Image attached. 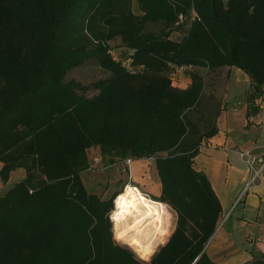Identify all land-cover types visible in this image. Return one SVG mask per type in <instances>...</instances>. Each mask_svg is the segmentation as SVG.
Wrapping results in <instances>:
<instances>
[{
	"label": "trees",
	"instance_id": "obj_1",
	"mask_svg": "<svg viewBox=\"0 0 264 264\" xmlns=\"http://www.w3.org/2000/svg\"><path fill=\"white\" fill-rule=\"evenodd\" d=\"M89 60L109 77L63 81ZM181 68L240 70L253 105L264 94V0H0V180L24 171L0 195V264H216L205 249L221 206L194 158L217 128L201 113V73L173 87ZM93 148L110 164L154 159L160 194H142L176 221L149 262L114 241L117 194L85 188Z\"/></svg>",
	"mask_w": 264,
	"mask_h": 264
},
{
	"label": "crops",
	"instance_id": "obj_2",
	"mask_svg": "<svg viewBox=\"0 0 264 264\" xmlns=\"http://www.w3.org/2000/svg\"><path fill=\"white\" fill-rule=\"evenodd\" d=\"M132 5L134 13L138 14L136 3ZM189 69H177L173 87L186 89L190 85L186 72ZM182 70L186 74H182ZM211 73L222 74L223 78L210 79L211 84L204 81L201 113L215 123L217 133L202 140L194 168L208 178L219 200L221 217L205 250L216 264H246L256 256H264V175L261 187L252 188L242 196L249 169L237 153L253 151L259 157L264 155V94L250 105L246 101L250 81L244 73L236 68ZM216 79L223 81L222 87L212 85ZM17 171L23 172L20 179L23 178L24 171ZM156 184L155 195L158 196L161 185L157 173ZM238 199L237 214L222 225L224 215L229 214Z\"/></svg>",
	"mask_w": 264,
	"mask_h": 264
},
{
	"label": "rangeland",
	"instance_id": "obj_3",
	"mask_svg": "<svg viewBox=\"0 0 264 264\" xmlns=\"http://www.w3.org/2000/svg\"><path fill=\"white\" fill-rule=\"evenodd\" d=\"M157 29L158 28L156 27V30ZM182 35H183V30H181V32H179L178 34H174L173 37L175 40H180ZM111 47H112L111 54L117 60H120L121 54L123 55L127 54V51L121 48L119 41L111 42ZM121 60L123 64L128 65V61L126 59L121 58ZM189 70H194L201 73V75L204 78V81L208 84H211L210 79H213L215 77L221 79L223 78L221 76L222 74L212 75L211 72H208L205 69H189ZM176 71L171 76L173 83H176V79H175ZM181 72L182 74H186L185 71L183 70ZM186 72L189 71L187 70ZM108 77L109 74L104 70H102L100 67H98L97 63L94 60H89L83 66L68 72L63 81L65 83H68L70 81H75L82 85L88 86L96 82L97 80L106 79ZM214 81L215 83H212L213 86L219 85L222 87L223 81L221 82L220 80L217 79ZM87 94L88 95L94 94V90L93 89L90 90L89 93ZM87 157L89 163L88 169L81 174L87 192L94 193L102 197L103 199H108L114 194H117L118 196L120 193L123 192V190L127 186H130L132 189H134V187H137L138 188L137 190L140 191L141 194L142 192H144L150 196H156L155 195L156 185H157L156 171L153 162H150L149 160L133 161L131 163V170H130L125 167L124 163L121 162L116 164H110L109 160L101 155V151L98 148H93L88 150ZM22 175H23L22 171L21 173L20 171H16L11 175L10 180L8 181L7 184L2 183L0 180V195L5 193V191H7L11 186H13L16 182H18L20 180V176ZM233 203L234 205L232 209H230L229 214L227 216L226 214L224 215L222 219L223 220L222 225L226 222V220L230 216L231 219H233L237 214L239 208L237 207V205L239 203V200ZM114 209H115V200H114ZM168 209L172 214V218L170 220V230L168 232V237L167 240L164 242V244L168 241L175 227V221H176L175 213L169 207ZM112 213L110 215V221L112 223V232H113L114 241L117 245L129 249L128 246L120 243L118 241V237L115 235L113 229V222L111 220ZM222 225L220 227H222ZM164 244H162L160 247H162ZM159 248L157 249V251L159 250ZM154 254H152L151 256L145 259L137 257L136 255L135 256L138 259L140 258L139 260L142 259L141 261L143 262H149Z\"/></svg>",
	"mask_w": 264,
	"mask_h": 264
},
{
	"label": "bare ground",
	"instance_id": "obj_4",
	"mask_svg": "<svg viewBox=\"0 0 264 264\" xmlns=\"http://www.w3.org/2000/svg\"><path fill=\"white\" fill-rule=\"evenodd\" d=\"M171 218L165 204L127 186L115 199L111 220L118 241L145 259L167 240Z\"/></svg>",
	"mask_w": 264,
	"mask_h": 264
},
{
	"label": "built area",
	"instance_id": "obj_5",
	"mask_svg": "<svg viewBox=\"0 0 264 264\" xmlns=\"http://www.w3.org/2000/svg\"><path fill=\"white\" fill-rule=\"evenodd\" d=\"M237 154L239 155L240 159L245 162L249 169V178L242 193L243 195L252 188L254 189L262 186L264 175V155L262 157H259L255 155L253 151L238 152ZM147 160H149L150 162L154 161L153 158H148ZM132 162L133 161L130 159L126 160L124 162L125 167L131 170ZM134 189L136 191L138 188L134 187ZM137 192L140 191L137 190Z\"/></svg>",
	"mask_w": 264,
	"mask_h": 264
}]
</instances>
